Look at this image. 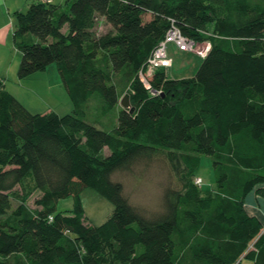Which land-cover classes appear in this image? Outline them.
<instances>
[{
	"label": "trees",
	"instance_id": "1",
	"mask_svg": "<svg viewBox=\"0 0 264 264\" xmlns=\"http://www.w3.org/2000/svg\"><path fill=\"white\" fill-rule=\"evenodd\" d=\"M15 16L17 76L55 63L72 111L32 113L0 82V264H264V225L245 207L264 196V0L38 1ZM172 24L209 48L191 76L162 67L145 84ZM204 155L212 188L195 182ZM158 158L180 187L148 215L112 175ZM85 188L113 204L101 224L86 222Z\"/></svg>",
	"mask_w": 264,
	"mask_h": 264
},
{
	"label": "rangeland",
	"instance_id": "2",
	"mask_svg": "<svg viewBox=\"0 0 264 264\" xmlns=\"http://www.w3.org/2000/svg\"><path fill=\"white\" fill-rule=\"evenodd\" d=\"M146 17L149 16L146 15ZM15 21V12H7L0 0V30H4L0 38V82L2 86L32 113L48 111H54L59 115L70 113L72 102L55 63L47 66L45 72L36 71L25 78L17 76L18 53L12 42ZM63 29L65 30L66 26ZM110 29L111 26L105 19L97 18L92 33L101 35ZM193 49V51H178L172 44L168 45V54L172 58V64L165 68L168 69L171 77H186L194 73L200 63L199 52L204 50V44L198 43ZM105 152L107 153V148ZM196 175L201 178L203 188L214 186V175L209 156L201 157ZM112 177L122 183L124 194L129 201L148 215L161 212L163 196L167 188L175 190L180 187L178 178L170 168V163L161 158L140 162L129 171L115 172ZM39 195L38 191H32L26 203L30 207L34 206V200ZM80 197L87 216L86 222L101 224L113 210L111 202L90 188L83 189ZM15 205L16 202L13 201L11 208L13 209ZM71 205V197L60 199L57 203L58 209L70 208ZM9 213L0 215V222L7 219ZM250 248H253L252 243L248 246V249Z\"/></svg>",
	"mask_w": 264,
	"mask_h": 264
},
{
	"label": "built area",
	"instance_id": "3",
	"mask_svg": "<svg viewBox=\"0 0 264 264\" xmlns=\"http://www.w3.org/2000/svg\"><path fill=\"white\" fill-rule=\"evenodd\" d=\"M43 1L50 2V0ZM198 43L199 42H195L194 40L184 36L179 28L172 24L164 34L163 38L158 42L152 54L148 57L145 69L139 72L141 80L146 84L147 77L150 76L155 69L171 66L172 58L168 54L169 44H172L179 51H193V48L196 47V44ZM202 44H204V50L199 52L200 56H204L209 48V43L202 42ZM201 181L200 177L195 178V182L197 184H200ZM261 232H264V226Z\"/></svg>",
	"mask_w": 264,
	"mask_h": 264
},
{
	"label": "crops",
	"instance_id": "4",
	"mask_svg": "<svg viewBox=\"0 0 264 264\" xmlns=\"http://www.w3.org/2000/svg\"><path fill=\"white\" fill-rule=\"evenodd\" d=\"M38 1H43V0H1L3 7L6 9L7 12H10V11L24 12L30 3L38 2ZM65 1L67 0H50L51 3L57 4V5L64 4ZM97 18L104 19V17L99 16V15H97L95 19ZM3 31H4L3 29L0 30V38L2 36ZM12 42H13V38H12ZM13 46H14V43H13ZM15 50L18 53V62H19L20 52L16 48ZM46 69L43 70V72H45ZM245 207L248 212L257 215L258 218L261 220L262 224L264 225V196L263 195H259L255 191L249 192L247 196L245 197Z\"/></svg>",
	"mask_w": 264,
	"mask_h": 264
},
{
	"label": "water",
	"instance_id": "5",
	"mask_svg": "<svg viewBox=\"0 0 264 264\" xmlns=\"http://www.w3.org/2000/svg\"><path fill=\"white\" fill-rule=\"evenodd\" d=\"M120 105L124 108H130V112L133 111V108L130 107L129 95L125 93L122 98H120Z\"/></svg>",
	"mask_w": 264,
	"mask_h": 264
}]
</instances>
